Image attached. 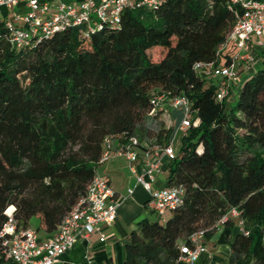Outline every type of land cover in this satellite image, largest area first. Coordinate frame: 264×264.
Wrapping results in <instances>:
<instances>
[{
  "label": "trees",
  "instance_id": "obj_1",
  "mask_svg": "<svg viewBox=\"0 0 264 264\" xmlns=\"http://www.w3.org/2000/svg\"><path fill=\"white\" fill-rule=\"evenodd\" d=\"M233 18L227 0H158L89 39L66 29L22 48L0 21V229L13 207L18 229L55 234L101 166L105 138L135 137L149 153L170 145L176 124L151 97L184 95L197 124L179 137L166 182L183 202L165 221L137 224L123 264H184L180 245L198 230L210 240L231 208L247 234L229 244L227 264H264V67L222 102L194 70L228 63L219 48Z\"/></svg>",
  "mask_w": 264,
  "mask_h": 264
},
{
  "label": "built area",
  "instance_id": "obj_2",
  "mask_svg": "<svg viewBox=\"0 0 264 264\" xmlns=\"http://www.w3.org/2000/svg\"><path fill=\"white\" fill-rule=\"evenodd\" d=\"M227 1L234 11V22L219 51H225L232 44L235 53L230 55L226 64L222 60L220 63L194 65L198 75L215 80L217 102H222L229 96L231 83L238 78L239 66L253 63L254 54L249 47L251 39L257 38V46L264 47V0ZM157 4L158 0H0V16L2 9L22 6V10L14 13L10 20L3 21L11 45L22 48L66 29H76L80 39H89L103 27L118 25L126 10L140 6L150 8ZM15 21L20 25H16ZM151 104L155 109L163 107L165 113L179 112V123L174 128L170 145L152 147L154 159L148 160L142 173L137 174L135 164L139 153L138 140L131 136L125 138L124 142L115 144L113 140L105 138L99 165L115 157L125 158L130 164V171L135 175L136 184L149 194V211L165 221L173 210L181 206L183 189L180 186L153 188L161 173V160L163 157L168 162L174 159V138L178 134H184L190 126H195L197 121L192 122L190 101L184 95L167 99L161 93H155L151 97ZM132 193V190L128 191V195ZM122 200L124 198H116L108 179L96 171L86 193L77 199L55 234L42 241L38 240L33 228L18 229L13 217L14 208L8 207L5 211L6 220L0 229V257L11 264H55L61 255L70 251L77 243L87 241L93 233L99 232L101 226L111 225ZM232 219L237 221L239 231L246 235L240 212L235 208H231L220 218L216 228ZM204 235V230L195 231L186 243L180 245L179 260L182 263L196 264L200 255L207 253ZM104 240L101 236L99 242Z\"/></svg>",
  "mask_w": 264,
  "mask_h": 264
},
{
  "label": "crops",
  "instance_id": "obj_3",
  "mask_svg": "<svg viewBox=\"0 0 264 264\" xmlns=\"http://www.w3.org/2000/svg\"><path fill=\"white\" fill-rule=\"evenodd\" d=\"M22 6L13 9H2L0 20H10L14 13L21 11ZM16 25H20L15 21ZM257 38H252L249 44L253 51L254 61L252 64H241L238 69V79L230 86L229 96L232 98L243 83L245 76L252 74L253 69L258 66L264 67V47L257 46ZM226 53H235L232 44L225 49ZM230 98V99H231ZM173 124L179 123V112L172 111ZM175 151V150H174ZM154 159L150 152L139 150L138 160L135 164L137 174L142 173V169L148 160ZM161 173L157 176L153 185L154 189L166 187L169 172L167 170L168 161L162 158ZM130 164L123 157L111 159L105 170L99 171L104 175L112 189L116 193V198L122 200L114 222L109 226H101L99 232L93 233L87 241H80L70 251L61 255L55 264H123L125 258V245L128 242L129 234L137 227L143 219L154 220L157 218L148 207L149 194L141 186L136 184L135 175L130 171ZM132 190V195L128 191ZM234 224L228 228L218 226L210 240L206 241L207 253L200 255L196 264H227L229 256V244L234 240L239 232L237 221L232 219ZM30 228L35 230V225ZM38 240L42 241L52 235L44 232H36ZM104 237V242H99L100 237ZM244 261L250 263V256H245ZM0 264H11L0 257ZM238 264V262L236 263Z\"/></svg>",
  "mask_w": 264,
  "mask_h": 264
},
{
  "label": "rangeland",
  "instance_id": "obj_4",
  "mask_svg": "<svg viewBox=\"0 0 264 264\" xmlns=\"http://www.w3.org/2000/svg\"><path fill=\"white\" fill-rule=\"evenodd\" d=\"M0 21H2V20H0ZM261 69V67L260 66H258L256 69H253V72H252V74H254L256 71H258V70H260ZM252 74H250V75H247V76H245V78H243V80L245 81V80H247ZM240 74L238 73V76H239ZM238 79V78H237ZM236 79V80H237ZM243 81V82H244ZM206 82H207V84H213L214 82H215V80L214 79H209V78H206ZM233 82V81H232ZM232 84V83H231ZM159 121H162L164 124H165V126H169L170 124H172V121H171V118H168V116L165 114V115H163V116H160V118H159ZM171 121V122H170ZM152 132L151 131H149V134L147 135L148 136V139L150 140V142L149 143H151L153 140L151 139V136H152ZM181 135H176V137L174 138V141L172 142V147H173V149L175 150V151H177V149L179 148V137H180ZM110 161L111 160H109L108 162H106L105 164H103V165H101V166H99V168H98V171H101V170H105L106 169V167L109 165V163H110ZM244 258V257H243ZM243 258L242 259H240L239 261H238V264H250L249 263V261L248 262H246V261H244L243 260Z\"/></svg>",
  "mask_w": 264,
  "mask_h": 264
}]
</instances>
